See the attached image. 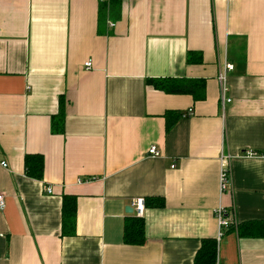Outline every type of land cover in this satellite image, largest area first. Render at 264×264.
Returning <instances> with one entry per match:
<instances>
[{"label": "crops", "instance_id": "1", "mask_svg": "<svg viewBox=\"0 0 264 264\" xmlns=\"http://www.w3.org/2000/svg\"><path fill=\"white\" fill-rule=\"evenodd\" d=\"M153 78L200 79L204 97ZM167 112L183 114L168 129ZM0 192V264H194L217 206L264 221V0H0ZM136 197L164 204L125 244ZM251 229H224L216 264H264Z\"/></svg>", "mask_w": 264, "mask_h": 264}, {"label": "trees", "instance_id": "2", "mask_svg": "<svg viewBox=\"0 0 264 264\" xmlns=\"http://www.w3.org/2000/svg\"><path fill=\"white\" fill-rule=\"evenodd\" d=\"M147 82L152 84L155 88L162 90L166 93H189L194 98L202 99L204 97V82L200 79H173V78H153L147 79ZM171 112L165 113L167 120L166 128H170L181 113ZM62 116V110H59V118ZM171 116L173 118L171 119ZM53 128V127H52ZM25 172L28 176L40 179L43 171V158L39 155H25ZM69 197H64L66 200ZM63 199V201H64ZM70 199V198H69ZM145 206L149 207H162L164 204L163 198H150L146 197ZM75 208L72 205L71 215L74 216ZM264 224V221H252L248 223H241L230 225V228H236L238 234L251 235L253 226ZM252 231V232H251ZM260 234H264V231ZM145 228L144 220L142 217H131L126 220L123 229V242L131 245H141L145 242ZM217 257V240L215 238H204L201 240V246L196 252L194 264H216Z\"/></svg>", "mask_w": 264, "mask_h": 264}, {"label": "built area", "instance_id": "3", "mask_svg": "<svg viewBox=\"0 0 264 264\" xmlns=\"http://www.w3.org/2000/svg\"><path fill=\"white\" fill-rule=\"evenodd\" d=\"M91 60H87L84 65L86 68H89L91 66ZM234 68V65L230 62H224L222 68L219 70L218 74H217V80L219 81L220 85H221V96H222V100H224V96L225 93L227 91V87L225 84V80H226V73L228 71H231ZM226 101H231V98H227ZM191 114V109H188L187 115ZM147 154H149L150 156H159L160 155V150L159 147L156 144H151L148 148H147ZM244 156H256L257 152L253 151V150H246L243 153ZM229 157L226 154L221 155V162L223 164V169L221 172V182H220V188L221 190H226V188L229 187V170H228V161H229ZM1 164L3 166H6L7 163L2 161ZM172 166H175L172 165ZM80 181H84L83 180H78ZM52 191V189L50 187H47V192L50 193ZM130 206L132 207V210L134 211L135 215L137 217H142L144 214V209H145V200L143 197H136L133 198L131 200ZM5 207V198H4V194L0 192V209L2 210ZM229 211L222 205H219L215 208L214 210V215L215 218L217 220V224H218V231H217V240L220 239V237L224 234V229L230 228V225H236V221H234L233 219L230 218L229 215Z\"/></svg>", "mask_w": 264, "mask_h": 264}, {"label": "water", "instance_id": "4", "mask_svg": "<svg viewBox=\"0 0 264 264\" xmlns=\"http://www.w3.org/2000/svg\"><path fill=\"white\" fill-rule=\"evenodd\" d=\"M127 209H128L129 212L132 211V207L130 205L127 207Z\"/></svg>", "mask_w": 264, "mask_h": 264}]
</instances>
